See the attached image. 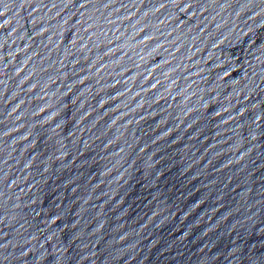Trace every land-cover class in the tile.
<instances>
[{
  "label": "water",
  "instance_id": "obj_1",
  "mask_svg": "<svg viewBox=\"0 0 264 264\" xmlns=\"http://www.w3.org/2000/svg\"><path fill=\"white\" fill-rule=\"evenodd\" d=\"M0 264H264V0H0Z\"/></svg>",
  "mask_w": 264,
  "mask_h": 264
}]
</instances>
